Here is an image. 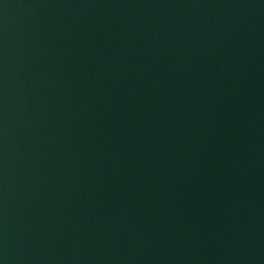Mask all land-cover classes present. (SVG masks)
<instances>
[{
    "label": "water",
    "instance_id": "obj_1",
    "mask_svg": "<svg viewBox=\"0 0 264 264\" xmlns=\"http://www.w3.org/2000/svg\"><path fill=\"white\" fill-rule=\"evenodd\" d=\"M0 264H264V0H0Z\"/></svg>",
    "mask_w": 264,
    "mask_h": 264
}]
</instances>
